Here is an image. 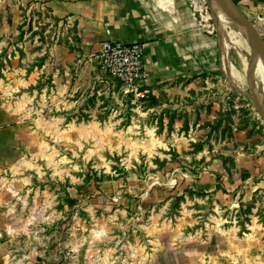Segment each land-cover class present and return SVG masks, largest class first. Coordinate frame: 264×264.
Listing matches in <instances>:
<instances>
[{"label": "rangeland", "instance_id": "1", "mask_svg": "<svg viewBox=\"0 0 264 264\" xmlns=\"http://www.w3.org/2000/svg\"><path fill=\"white\" fill-rule=\"evenodd\" d=\"M170 2L164 21H194L216 63L141 99L73 28L17 4L0 49L3 264H264V69L252 79L225 8L232 26L210 0Z\"/></svg>", "mask_w": 264, "mask_h": 264}, {"label": "crops", "instance_id": "2", "mask_svg": "<svg viewBox=\"0 0 264 264\" xmlns=\"http://www.w3.org/2000/svg\"><path fill=\"white\" fill-rule=\"evenodd\" d=\"M160 1L158 7H153L151 0H0V12H3L0 49L5 46V39L16 33L18 7L27 9L31 5L46 8L52 19L73 28L82 53L87 56L96 53L106 40L140 43L144 50L145 84L149 89L164 81L211 71L217 59L211 40L208 38L205 43L199 28L194 27L189 17L181 27L172 25L169 20L165 22L164 18L170 17L172 5L170 0ZM237 4L264 40V0H238ZM176 9L183 11L178 6ZM9 13L13 15L11 24L6 17ZM2 132L0 128V155L9 147ZM0 264H3L2 258Z\"/></svg>", "mask_w": 264, "mask_h": 264}, {"label": "built area", "instance_id": "3", "mask_svg": "<svg viewBox=\"0 0 264 264\" xmlns=\"http://www.w3.org/2000/svg\"><path fill=\"white\" fill-rule=\"evenodd\" d=\"M200 9H194V19L200 16ZM98 69L117 79L126 93L135 98H145L149 87L145 84L144 50L140 43H123L106 40L93 54Z\"/></svg>", "mask_w": 264, "mask_h": 264}, {"label": "water", "instance_id": "4", "mask_svg": "<svg viewBox=\"0 0 264 264\" xmlns=\"http://www.w3.org/2000/svg\"><path fill=\"white\" fill-rule=\"evenodd\" d=\"M218 2L223 8H225L231 18L233 17L250 44L252 56L254 57L252 61L253 67L251 68V76L254 80L258 72V65L256 64L258 57L261 56L262 60L264 61V40L256 29L255 25L250 21V19L246 16L242 9H240L234 0H218ZM259 111L262 120L264 121V95L261 99Z\"/></svg>", "mask_w": 264, "mask_h": 264}, {"label": "bare ground", "instance_id": "5", "mask_svg": "<svg viewBox=\"0 0 264 264\" xmlns=\"http://www.w3.org/2000/svg\"><path fill=\"white\" fill-rule=\"evenodd\" d=\"M161 3H162V1H160ZM210 2H211V4H212V7H213V11H214V14H215V18L219 21V23H221V24H223V23H226V24H230L231 26L233 25V24H231L230 23V20L228 19V17H227V14H225V12H224V9L221 7V5L219 4V2H218V0H210ZM160 3V4H161ZM171 3V2H170ZM214 3H217V4H215L216 6H214L213 4ZM166 4V3H165ZM206 5V4H205ZM220 6V9H219V6ZM165 6V5H164ZM218 6V7H217ZM172 13V12H171ZM219 13H222V18H221V20H220V15H219ZM206 19V18H205ZM208 27V26H207ZM232 28V27H231ZM230 28V29H231ZM231 33V32H230ZM241 33V32H240ZM229 36V35H228ZM231 36V35H230ZM244 37V36H243ZM259 67H260V69H259V67H258V71L260 70V71H262L263 69H264V61L262 60V57L261 56H259L258 57V59H257V63H256ZM252 67V66H251ZM262 67V68H261ZM238 68H239V66H238ZM241 70V69H240ZM243 89V88H242Z\"/></svg>", "mask_w": 264, "mask_h": 264}, {"label": "trees", "instance_id": "6", "mask_svg": "<svg viewBox=\"0 0 264 264\" xmlns=\"http://www.w3.org/2000/svg\"><path fill=\"white\" fill-rule=\"evenodd\" d=\"M237 1H238V0H235L236 3H237ZM219 189H221V188H219Z\"/></svg>", "mask_w": 264, "mask_h": 264}]
</instances>
